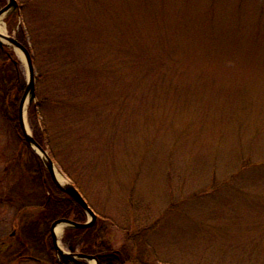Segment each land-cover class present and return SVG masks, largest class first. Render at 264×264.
I'll return each instance as SVG.
<instances>
[{"label": "rangeland", "instance_id": "rangeland-1", "mask_svg": "<svg viewBox=\"0 0 264 264\" xmlns=\"http://www.w3.org/2000/svg\"><path fill=\"white\" fill-rule=\"evenodd\" d=\"M18 1L36 91L57 75L36 105L46 147L114 246L137 233L132 264H264V0ZM29 161L0 120L3 248L35 212Z\"/></svg>", "mask_w": 264, "mask_h": 264}, {"label": "trees", "instance_id": "trees-1", "mask_svg": "<svg viewBox=\"0 0 264 264\" xmlns=\"http://www.w3.org/2000/svg\"><path fill=\"white\" fill-rule=\"evenodd\" d=\"M6 2L7 0H0V9L6 5ZM23 7L24 5L20 4V8ZM21 17L22 13L13 12L7 16L6 20L9 29L11 31L16 30L18 40L32 53ZM56 78L57 75L54 70L49 68L39 74V86L36 91V97L39 99L31 103L28 109L33 136L45 148H47L45 138L47 129L42 128L37 121L36 105L44 107L49 103V98L42 93L46 89L45 85L54 84ZM26 86L27 79L15 51L8 46L0 45V120L6 123L19 138L21 137L26 145L30 154V161L26 164L27 172L31 182L38 189L34 196V201L37 203L29 204L26 207V210H34L35 212L28 214L24 219L18 232L13 236L11 245L6 246V248H3L4 245L2 244L0 245V256L7 258V264H18L27 257H32L42 264H90L83 259L59 257L54 248L51 235L53 222L60 218L86 222L87 215L75 200L56 186L40 156L24 138L19 118V107ZM49 153L55 160L56 156L53 150H49ZM77 188L81 191L78 186ZM109 226L116 227L115 220L99 216L91 228L67 229L63 243L70 252L96 256L99 264H132L137 259L134 251L137 246L135 242L138 234L128 235L127 242L131 240L132 245L129 243L116 248ZM142 264L147 263L142 262Z\"/></svg>", "mask_w": 264, "mask_h": 264}, {"label": "water", "instance_id": "water-1", "mask_svg": "<svg viewBox=\"0 0 264 264\" xmlns=\"http://www.w3.org/2000/svg\"><path fill=\"white\" fill-rule=\"evenodd\" d=\"M6 6L0 9V16L5 15L7 16L13 12H19V2L18 0H7ZM0 45L1 46H8L11 49L15 50L16 52L20 51L23 54L26 67L28 70V84L26 90L21 98L20 107H19V118L21 123V129L23 131V135L28 142V144L34 149V151L41 157L45 167L47 168L48 172L50 173L54 183L56 186L65 192L68 196H70L73 200H75L86 212L88 215V221L85 223L76 222L71 219H58L56 220L51 226V233L53 238V244L56 248L57 252L60 255H63L70 259H85V260H95L96 264H99V261L96 256L87 255L83 253L71 254L65 252L63 249L60 248L57 240V236L55 230L60 226L64 225L67 228H76V229H87L92 227L95 222L97 221V214L95 211L89 206L88 202L85 200L81 192L74 186L72 182L69 180L65 183H61L56 176L55 173V162L53 161L52 157L50 156L47 149H45L41 144H39L36 139L34 138L31 128L29 127L28 120H27V109L28 105L31 104L34 99L36 98V79H35V69L33 64L32 55L29 49L24 46L17 37L10 36L9 34L0 33ZM26 107V110H25ZM27 120V121H26ZM28 124V128H27Z\"/></svg>", "mask_w": 264, "mask_h": 264}, {"label": "bare ground", "instance_id": "bare-ground-1", "mask_svg": "<svg viewBox=\"0 0 264 264\" xmlns=\"http://www.w3.org/2000/svg\"><path fill=\"white\" fill-rule=\"evenodd\" d=\"M4 18H5V15H1L0 16V33L7 34L6 26L4 24ZM18 53L21 56H23V54L20 51H18ZM25 110H26V107H25ZM27 128H28V124H27ZM55 173H56L57 179L61 183H65V182L68 181L67 177L61 172V170L57 166L55 167ZM64 229H65V226L64 225H60L55 230V233H56V236H57V240H58L59 246L61 248L63 247L61 239H62V235H63Z\"/></svg>", "mask_w": 264, "mask_h": 264}]
</instances>
